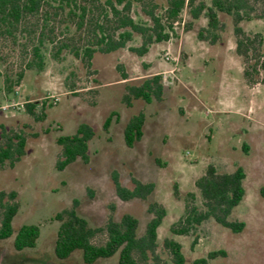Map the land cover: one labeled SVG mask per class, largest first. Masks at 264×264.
Instances as JSON below:
<instances>
[{"label":"rangeland","instance_id":"374dc122","mask_svg":"<svg viewBox=\"0 0 264 264\" xmlns=\"http://www.w3.org/2000/svg\"><path fill=\"white\" fill-rule=\"evenodd\" d=\"M252 2L260 11L261 0ZM219 18L224 27L215 44L196 38L206 23L199 18L188 31L178 25L177 37L153 44L143 56L125 48L96 54L90 69L67 51L54 58L49 44L43 69H26L24 64L30 59L26 33L18 31L14 37L0 33V141L3 130L21 131L26 138L22 158L12 167L0 168V191L16 193L19 208L12 220L14 230L23 224L40 229L36 246L21 253L13 249L11 238L0 242V264H85L78 251L65 260L53 254L59 225L54 216L74 200L90 226H103L109 216L119 220L128 213L138 219L139 234L150 218L148 203L162 205L166 215L158 227L155 256H149L148 264H172L163 247L165 238L181 244L184 264L218 249L226 255L210 264H264V199L259 195V187L264 186V72H254L250 68L254 58L249 57L247 69L253 82L245 79L231 19L224 14ZM22 26L30 27V23ZM240 27L247 35L259 33L264 38L263 19L251 18ZM70 42L75 43L74 39ZM20 70L21 80L7 92L6 80L14 81ZM122 73L129 78L117 80ZM153 74L162 76L163 100H135L125 106V84ZM28 99L37 102L38 119L26 111ZM111 112L117 115L104 128ZM138 112L145 116L142 137L127 147L123 127ZM82 122L95 132L88 142V162L76 160L56 169L60 153L56 138L71 135ZM208 164L219 172L243 167L244 197L230 218L242 221L244 228L232 233L210 219L192 234L175 235L171 228L178 225L185 206L201 208L194 181ZM114 173L127 188L133 187L132 178L151 182L153 192L145 200H121L114 189ZM6 201H10L8 196ZM104 239L100 235L93 241ZM116 258L93 264H115Z\"/></svg>","mask_w":264,"mask_h":264},{"label":"trees","instance_id":"16d2710c","mask_svg":"<svg viewBox=\"0 0 264 264\" xmlns=\"http://www.w3.org/2000/svg\"><path fill=\"white\" fill-rule=\"evenodd\" d=\"M261 2V10L256 11L252 0H0V33L11 37L18 31L26 33L24 39L30 42V59L24 64L26 69H43L44 51L48 44L53 49L54 58H60L61 52L67 51L79 58L86 69H90L96 54H109L125 48L130 53L143 56L153 44L177 37L178 25L183 23V30L188 31L199 18H204L206 23L199 27L196 38L215 44L220 41L224 27L219 15L224 14L231 19L235 52L244 67V77L249 82L252 81L247 69L249 57L254 58L250 68L256 73L258 69L264 72V38L259 33L247 35L240 23L251 18L264 20V0ZM28 22L30 27L22 26ZM72 39L75 43L70 42ZM135 40L137 44H132ZM22 75L23 70H20L14 81L6 80L7 92L18 84ZM128 78L122 73L117 80ZM124 88L122 102L127 107L132 106L135 100L145 103L163 100L164 83L160 74L142 77L137 82L125 84ZM36 104V101L28 99L24 107L38 119ZM43 108L44 105L40 114ZM114 115L117 113L111 112L107 116L104 128ZM144 121V114L138 112L124 124L123 141L127 147H132L141 139ZM94 135L91 125L82 122L71 135L58 136L56 143L60 146V153L55 163L56 169L61 170L76 160L87 163L88 142ZM1 138L0 168L5 165L12 167L25 154L26 138L21 131L9 133L4 130ZM244 178L245 171L241 166L231 172H219L214 165L208 164L203 174L194 181L202 200L201 208L186 205L178 225L172 227L171 232L175 235L192 234L197 226L210 219L232 233L241 232L244 223L230 216L244 197ZM112 181L116 195L124 201L145 200L154 189L153 183H143L135 178H132L133 187L127 188L119 182L116 173ZM259 195L264 199V186L259 187ZM5 196L10 201L3 202ZM15 198L14 191H0V242L11 238L13 249L21 253L36 246L40 229L36 224H23L14 230L12 220L19 208ZM77 207L78 201L74 200L70 207L54 216L59 222L53 245L56 259L65 260L78 251L85 264L114 255L117 257L115 264H148V259L155 256L158 227L166 215L165 208L159 203H148L150 218L141 234L138 233V219L131 214L125 213L119 220L109 216L103 226L92 227L79 215ZM100 235L105 236L104 241L95 243L94 238ZM163 247L170 254L172 264H184L178 241L165 238ZM225 255L223 249L211 250L205 256L194 259L192 264H210L211 260Z\"/></svg>","mask_w":264,"mask_h":264},{"label":"built area","instance_id":"2783aa9c","mask_svg":"<svg viewBox=\"0 0 264 264\" xmlns=\"http://www.w3.org/2000/svg\"><path fill=\"white\" fill-rule=\"evenodd\" d=\"M182 24H183V23H181V25H182ZM165 58H166V59H168V58H169V56H168L167 54H165Z\"/></svg>","mask_w":264,"mask_h":264}]
</instances>
